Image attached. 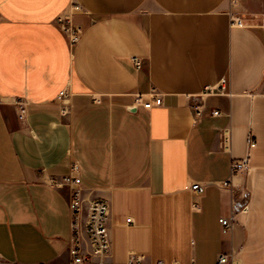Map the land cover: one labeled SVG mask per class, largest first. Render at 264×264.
Returning a JSON list of instances; mask_svg holds the SVG:
<instances>
[{"label":"crops","instance_id":"0c3cea01","mask_svg":"<svg viewBox=\"0 0 264 264\" xmlns=\"http://www.w3.org/2000/svg\"><path fill=\"white\" fill-rule=\"evenodd\" d=\"M73 4L75 46L55 23ZM253 16L264 18V0H0V264L70 262L72 192L51 180L74 163L83 198L111 207V252L89 264L131 253L142 264H264V22ZM209 89L196 121L192 98ZM155 95L162 105L145 109ZM221 218L234 222L228 233Z\"/></svg>","mask_w":264,"mask_h":264},{"label":"built area","instance_id":"2783aa9c","mask_svg":"<svg viewBox=\"0 0 264 264\" xmlns=\"http://www.w3.org/2000/svg\"><path fill=\"white\" fill-rule=\"evenodd\" d=\"M83 11L79 4H73L68 10L59 15L55 21L56 25L67 37L72 46L79 44L84 34L83 27L75 21V16ZM234 25L241 26L243 21L241 19H234ZM132 61L136 68L141 69L143 62L139 57H133ZM225 88L220 89L224 92ZM214 94L213 89L206 90L200 97L192 98L190 104L194 111V119L197 121L205 112V98ZM66 91H62L59 99L63 100L68 97ZM142 97H136V104L141 105ZM6 103L0 98V104ZM163 103V98L160 95H155L153 100L142 103L145 109L152 108L153 104L160 106ZM16 107L18 117L21 121H25L28 115V104L20 98L12 101ZM62 114H69L68 108L62 109ZM212 116H219L220 112L212 111ZM228 137H226L227 140ZM256 141L253 136H250L249 147L253 149L256 147ZM250 154L241 160H234L231 165L232 177L239 175L249 170ZM51 185L57 188L68 187L71 189L72 196L70 200V210L72 213V236L70 241L69 255L70 262L68 264H89L92 258L100 260L105 259L111 252V237L108 228V222L111 213V207L106 200H91L86 201L83 198V191L81 188L80 167L74 163L71 167L70 173L63 176L60 180L52 179ZM232 180L223 182L222 187L225 189H232ZM190 189L198 195H203L206 192L207 186L201 183H194ZM197 208V204L194 205ZM131 222V219H128ZM220 224L223 233H228L234 226V222L227 218H221ZM84 234L87 237V244L85 245ZM87 247V248H86ZM89 250V251H88ZM1 260V254H0ZM143 257L135 253L129 255L127 264H142ZM229 256L222 255L219 259V264H228Z\"/></svg>","mask_w":264,"mask_h":264},{"label":"rangeland","instance_id":"374dc122","mask_svg":"<svg viewBox=\"0 0 264 264\" xmlns=\"http://www.w3.org/2000/svg\"><path fill=\"white\" fill-rule=\"evenodd\" d=\"M230 2H231V5L239 7L242 3V0H230ZM251 21L264 22V18L261 20L258 17L253 16L251 17Z\"/></svg>","mask_w":264,"mask_h":264}]
</instances>
